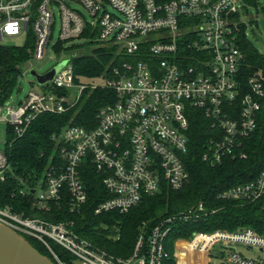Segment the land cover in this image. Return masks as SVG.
<instances>
[{"label": "built area", "instance_id": "built-area-1", "mask_svg": "<svg viewBox=\"0 0 264 264\" xmlns=\"http://www.w3.org/2000/svg\"><path fill=\"white\" fill-rule=\"evenodd\" d=\"M67 1L81 4L92 21ZM242 3L248 4L246 0H0V42L6 37L33 38L32 60L46 57L54 6L61 16L60 44L87 35L94 43L117 46L121 58L95 78L102 81L96 84L83 78L77 81L73 57L47 84L49 92L31 91L18 106L0 105V123L6 122L8 133L20 138L39 116L66 113L87 91L108 89L116 97L98 111L95 127L69 126L54 137L57 149L34 186L16 176L6 151L0 150V183L18 180L19 194L32 195L38 212H50L66 200L69 211L79 214L89 203L82 178L89 168L100 176L104 190L94 215L128 214L145 197L165 189L180 191L189 183L184 159L191 117L197 111L212 132L204 161L217 165L234 156L256 131L264 97L259 73L248 80V92L241 83L245 56L237 44L241 29L235 16ZM151 35L157 39H150ZM73 89L76 93H71ZM219 197L261 202L264 207V170L256 180ZM205 214L200 204L197 210L164 219L151 232L143 228L129 258L109 255L80 235L74 222L53 223L0 206V223L41 243L56 264H165L172 224ZM54 245L71 260L61 259ZM238 245L258 255L247 258ZM174 249L177 261L185 254L191 256L190 264H207V256L220 264H264V234L252 229L196 232L188 240H177Z\"/></svg>", "mask_w": 264, "mask_h": 264}, {"label": "trees", "instance_id": "trees-1", "mask_svg": "<svg viewBox=\"0 0 264 264\" xmlns=\"http://www.w3.org/2000/svg\"><path fill=\"white\" fill-rule=\"evenodd\" d=\"M246 2L251 6H258L257 0ZM240 29L237 44L245 56L241 83L246 93L248 80L256 73L260 74L264 87V56L248 42L246 26L241 24ZM85 36L87 35L83 37ZM97 45L100 46L90 54L74 57L72 62L78 82L81 78H98L121 62L117 46H101L100 43ZM33 51V38L23 47L0 44V105L9 99L22 75L21 67L32 60ZM56 92L64 94L62 90ZM115 98L114 92L108 89L87 91L78 105L66 113H47L39 116L24 136L17 138L9 131L6 154L16 176L24 179L29 186H34L49 166L57 149L58 143L54 137L59 136L69 126L95 127L98 111ZM211 137L210 123L201 112H195L191 117V128L188 132L189 152L184 159L190 174L189 183L180 191L165 189L156 196L145 197L141 204L128 214L94 215L93 209L103 197L104 190L100 176L89 168L82 174L89 193V203L82 214L71 213L66 200L62 202L61 207L54 205L50 212H38L33 206L32 195L22 197L19 194L20 187L16 179L0 183V206L17 203L25 207L26 214L29 212L45 216L48 220L54 215L52 218L74 221L79 234L90 239L97 247L116 258H129L143 228L151 232L164 219L186 214L189 210H197L198 206L203 204L206 213L204 216L188 220L177 219L172 224V230L166 240L169 259L165 264H178L175 242L179 239L188 240L196 232L252 229L264 234V207L261 202L250 204L219 197L230 188L256 180L264 170V97L261 99L256 131L242 142V147L234 156L224 158L217 165L204 161L205 148ZM239 152L244 153L246 157H240ZM103 225L108 226V229L102 227ZM28 241L43 255L52 258L41 243L30 238ZM54 250L61 259L71 260L62 247L54 245ZM181 260L185 261V255H182Z\"/></svg>", "mask_w": 264, "mask_h": 264}, {"label": "rangeland", "instance_id": "rangeland-1", "mask_svg": "<svg viewBox=\"0 0 264 264\" xmlns=\"http://www.w3.org/2000/svg\"><path fill=\"white\" fill-rule=\"evenodd\" d=\"M68 6L72 9L79 10L83 15L86 21L91 22V16L85 11L84 7L81 4L76 2L67 1ZM112 11V9L110 8ZM54 13V27H53V37L50 40V43L47 47L46 57L42 61L31 60L27 64L21 67V73L16 87L14 88L12 94L10 95L9 99L4 103V108L8 106H18L20 102H23L28 94L31 91L36 92H49L50 86L48 85H39L36 78L31 74L32 70H35L38 74L43 75L51 71L53 68L58 66L59 64L70 61L73 57H78L85 54H90L92 50L96 47L100 46L89 40L88 38L84 37L82 39H77L73 42H69L67 44L61 45L59 43L60 38V31H61V16L57 6L53 7ZM235 21L238 24H244L246 26L245 34L247 37L248 42L254 47L261 55L264 56V0H261L258 6H251L249 4L242 3L239 7L238 16H235ZM150 39H157L156 35H151ZM28 43L27 37H19V38H4L0 44L8 45V46H20L23 47ZM94 43V44H92ZM103 46V45H101ZM92 80V81H91ZM86 82L88 80H85ZM89 81L94 82L96 84L102 83L99 79H90ZM88 83V82H87ZM71 93H76V89H73ZM6 113V112H5ZM4 113V114H5ZM8 125L6 122L0 123V150L5 152L7 150V143H8ZM4 200V199H3ZM2 201V199H1ZM4 206H10L14 208L16 211L25 214L29 217H42L36 214H26L25 207L17 203H7ZM22 211V212H21ZM60 212V211H59ZM62 213V209H61ZM60 213H58L59 215ZM80 214V213H79ZM82 214V213H81ZM31 215V216H30ZM54 215L51 216V221L53 223L59 222H67L65 220H60L56 218ZM74 222V221H68ZM77 227V226H76ZM102 227L107 228L108 226L103 225ZM237 250L241 252L247 258H254L258 254L254 251H250L243 246L238 245ZM188 256L185 255V261H179V264H190ZM177 261V260H176ZM207 264H220V260L216 259L215 257H208L206 259ZM193 264V263H192Z\"/></svg>", "mask_w": 264, "mask_h": 264}, {"label": "water", "instance_id": "water-1", "mask_svg": "<svg viewBox=\"0 0 264 264\" xmlns=\"http://www.w3.org/2000/svg\"><path fill=\"white\" fill-rule=\"evenodd\" d=\"M65 61L46 74L40 75L35 70L31 74L39 85H47L66 65ZM0 264H56L53 259L43 255L27 239L0 223Z\"/></svg>", "mask_w": 264, "mask_h": 264}, {"label": "crops", "instance_id": "crops-1", "mask_svg": "<svg viewBox=\"0 0 264 264\" xmlns=\"http://www.w3.org/2000/svg\"><path fill=\"white\" fill-rule=\"evenodd\" d=\"M182 255H185V254H182ZM182 255H181V257H182ZM186 256L190 257V258H189V262H190V261H191V260H190V259H191V256H189V255H186ZM181 257H179L180 263L183 262V261L181 260ZM198 258L200 259V257H197V260H195V261H198ZM179 260L177 261L178 264H179ZM200 262H201V261H200ZM200 262H199V263H200ZM197 264H198V262H197Z\"/></svg>", "mask_w": 264, "mask_h": 264}]
</instances>
